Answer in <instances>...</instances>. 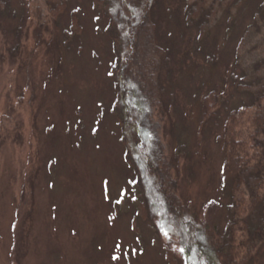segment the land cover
<instances>
[{
  "label": "rangeland",
  "instance_id": "374dc122",
  "mask_svg": "<svg viewBox=\"0 0 264 264\" xmlns=\"http://www.w3.org/2000/svg\"><path fill=\"white\" fill-rule=\"evenodd\" d=\"M193 2L153 10L164 53L150 117L181 200L225 236V126L264 80V0L209 22ZM38 4L8 0L0 14V264H185L139 209L107 15L92 0H66L57 17ZM248 264H264V243Z\"/></svg>",
  "mask_w": 264,
  "mask_h": 264
},
{
  "label": "trees",
  "instance_id": "16d2710c",
  "mask_svg": "<svg viewBox=\"0 0 264 264\" xmlns=\"http://www.w3.org/2000/svg\"><path fill=\"white\" fill-rule=\"evenodd\" d=\"M92 1L107 15L106 31L115 45L112 71L118 98L114 110L124 127L126 157L142 214L170 240L182 243L185 264L250 263L264 243V80L253 91L256 97L252 104L242 105L227 116L223 171L231 185L232 216L223 236L210 221L202 223L193 208L181 200L175 163L152 125L151 106L161 102L157 79L164 53L156 42L157 26L152 19L158 0ZM244 1L194 0L191 7L209 22L210 16L215 20L223 9L239 10ZM7 3L0 0V14L6 11ZM43 6L57 17L66 0H39L41 12ZM218 99L215 96L214 101ZM209 107L206 103L205 115ZM210 208L215 212L217 207L210 204ZM168 249L176 262L172 246Z\"/></svg>",
  "mask_w": 264,
  "mask_h": 264
}]
</instances>
